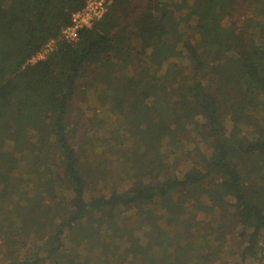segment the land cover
Wrapping results in <instances>:
<instances>
[{
    "label": "trees",
    "instance_id": "1",
    "mask_svg": "<svg viewBox=\"0 0 264 264\" xmlns=\"http://www.w3.org/2000/svg\"><path fill=\"white\" fill-rule=\"evenodd\" d=\"M107 1L67 42L61 32L86 0H0L7 264H91L81 246L100 249L92 264H217L236 229L241 263L261 258L264 189L252 175L264 169V0ZM79 81L122 124L106 142L126 158L103 193L80 160L94 142L84 132L77 150L66 121ZM190 140L210 154L197 147L203 171L178 179L159 149Z\"/></svg>",
    "mask_w": 264,
    "mask_h": 264
},
{
    "label": "rangeland",
    "instance_id": "2",
    "mask_svg": "<svg viewBox=\"0 0 264 264\" xmlns=\"http://www.w3.org/2000/svg\"><path fill=\"white\" fill-rule=\"evenodd\" d=\"M46 55L47 54L45 52H41L40 55L36 56L35 60L44 59ZM66 121L69 125V129H74L71 141L73 144H75V148L77 150L80 146L84 147L85 144L89 145V143L86 142V139L82 138V134L84 132L88 134L90 142H94V151L88 152V158L86 159L80 155V160L86 168L95 171L92 175L94 178H97L94 187L100 190L102 193L104 191H108L112 185V182L119 179V171L122 166V157L126 158V155L125 153L117 151L119 148H117L112 142L107 143L106 141L112 137V131L116 129L122 130V124H120V121H117L115 117H112L104 109L99 107L93 88L86 87L84 81H79L78 83L77 96L72 103L71 111ZM229 127L230 125L227 124L228 129H230ZM197 147L200 149L202 156H209L210 150L207 148V146L199 142L196 144L193 142V140L184 142L182 144L167 145L166 143H163L160 146L159 150L165 157H167L166 163L168 164L169 171L172 176L179 179L192 171H203L204 163L201 162V156H198L195 153V149ZM86 161L88 162L87 164ZM240 167L243 172L244 169L246 171L249 170V166L247 164L241 165ZM97 171L101 176L97 174ZM252 176L254 179L258 178L255 182L256 185L264 189V169H262L260 173H256ZM104 177H110V180L107 181L109 186H105L107 190L103 187L101 181V178L104 179ZM128 187H130V184L118 187V190H127ZM189 211L194 214L195 221H201L206 224L209 223V216L205 215L202 211ZM127 215L128 214L125 213L121 216L127 217ZM198 230H200L199 227L192 229L193 232H198ZM141 231H135L134 236L141 238L143 236ZM235 231V234L227 236L228 238L220 250V261L217 264H264V242L262 241L260 242L258 248L259 250H262V254H260L262 257H258V259L253 261L251 260L241 263L239 257L241 240H238L237 238L239 236V229H236ZM194 237L198 236L195 235ZM64 242L66 245V240H64ZM145 242L148 243V240ZM200 243L201 241L199 242L196 240L197 245ZM126 244L127 243L123 240V242L121 241L120 245L125 247ZM209 244L211 245V242H209ZM66 246L69 247L68 245ZM203 250H205V247H203ZM22 251L23 250H21V252ZM77 254L80 257L89 256L90 262L92 264L95 263L97 257L100 255V249L95 246V248L91 251H87V247L81 246L80 248L78 247ZM19 255L22 256L23 254ZM8 259L9 258L7 256L6 249H4L3 243L0 241V264H7Z\"/></svg>",
    "mask_w": 264,
    "mask_h": 264
},
{
    "label": "built area",
    "instance_id": "3",
    "mask_svg": "<svg viewBox=\"0 0 264 264\" xmlns=\"http://www.w3.org/2000/svg\"><path fill=\"white\" fill-rule=\"evenodd\" d=\"M107 4V0H86L83 10L72 15V24L70 27L62 30L60 39L67 42H75L77 40L78 30L90 28L94 22L98 21L105 13ZM54 44L53 41H50L41 52H45L46 54L49 53L53 50ZM40 53L38 55H40ZM35 59L36 57L32 62H35ZM260 254H262V250L259 255Z\"/></svg>",
    "mask_w": 264,
    "mask_h": 264
}]
</instances>
